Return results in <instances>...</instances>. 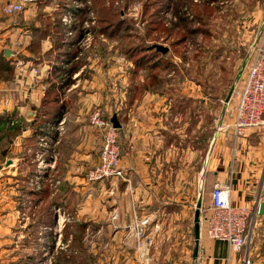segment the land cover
Listing matches in <instances>:
<instances>
[{"label": "crops", "instance_id": "obj_1", "mask_svg": "<svg viewBox=\"0 0 264 264\" xmlns=\"http://www.w3.org/2000/svg\"><path fill=\"white\" fill-rule=\"evenodd\" d=\"M49 5H53L51 0H39L24 12L12 16L0 13V32L3 31V35L17 45L23 38L27 42L25 48L11 47L10 54L30 53L35 34L42 33L40 21L48 19L58 7L49 9ZM47 7L49 11L43 9L41 12ZM63 8L76 13L77 20H81L78 12L69 10L77 7L64 5ZM19 14L22 16L19 18L26 21L35 15L31 20L33 25L25 29L18 24L15 16ZM61 26L64 29L70 27L66 23H61ZM49 37H41L40 55L52 50L54 45ZM78 40L67 39L66 34L63 35L54 46L57 51L53 59L48 62H42L40 58L33 59V62L18 61L14 67L16 84L0 80L1 204L11 199L3 206L6 210L0 211L2 216L8 213L9 217L0 224V264L52 263V259L38 262L30 256L24 261L5 255L8 248L4 241L10 238L14 226V212L9 204L13 206L11 195L17 194L19 183H31L29 194L33 197L44 194L53 201L52 227L56 221L63 225L70 213L77 218L89 217L97 224V234L106 232L107 264H181L186 261L188 264H242V254L232 253L227 242L208 237L204 219L210 213L212 191L217 183L230 184L234 205L257 209L264 201V127L250 130L237 139L231 128L213 134L208 159L200 171L204 178L201 201L200 193L196 195L193 188L196 177L191 169L194 165L187 162L186 169H178L172 159V150L178 144L177 136L171 135L170 139L164 131L148 129L146 121H143L142 131H121L119 139L122 144L130 143L129 146H134L137 153L133 158L122 159L125 179L90 182L85 174L98 164L102 142V133L90 124V116L97 108L102 110L104 117L107 113L110 117L120 116L121 106L129 101H126L125 92L118 90L125 87V71L120 72L114 65L105 68L101 65L88 68L77 65L81 56ZM57 62L63 68L66 79L63 84L49 82L53 74L59 72L55 65ZM32 69H40L42 74L36 78ZM245 77L237 86H242ZM56 90L59 95H54ZM230 98L227 100L232 102L233 97ZM155 106L160 105L156 103ZM126 110L123 115L128 113ZM140 116L145 118V112L140 111ZM9 119L27 123L21 131H10V139L7 140L4 139L8 138L6 131L1 130L5 129L4 123ZM67 119V131H61L62 127L58 128L57 124L62 121L64 125ZM12 124L17 123L12 121ZM167 137L169 143L164 144ZM3 141L7 145L3 146ZM152 142L153 145L150 144ZM163 146L170 148L169 157H163ZM8 183L12 186L9 191L6 189ZM184 184L187 185L185 189ZM54 185H58L56 190L52 188ZM33 197H29L31 203ZM198 203H201V229L199 252L195 259L194 215ZM100 215L106 216V220L97 221L95 218ZM146 219L147 224L143 225ZM256 221L264 224V215H257ZM150 243L153 244L152 255L143 261L138 255V246L147 247Z\"/></svg>", "mask_w": 264, "mask_h": 264}, {"label": "rangeland", "instance_id": "obj_2", "mask_svg": "<svg viewBox=\"0 0 264 264\" xmlns=\"http://www.w3.org/2000/svg\"><path fill=\"white\" fill-rule=\"evenodd\" d=\"M51 1L53 5H49V9L58 7L48 19L40 21L42 33L35 34L32 40L34 47H30L27 55L14 52V55L7 56L5 49L25 48L27 42L23 38L17 45L5 37L3 31L0 32V80L5 79L6 83L15 85L14 67L18 61L33 62L40 58L42 62H48L53 59L57 51L54 46L63 35L66 34L67 39L78 38L81 56L77 65L87 68L91 65L104 68L114 65L120 72L125 71V87L118 90L125 92L129 102L121 106L122 113L117 116L121 124L117 128L119 137L121 131H142L143 121H146L148 129L164 131L170 139L171 135L177 136L178 144L172 150V159L178 169H186L187 162L194 165L191 169L196 177L193 188L196 195L200 193L201 201L204 178L200 171L208 159L210 140L215 132L230 128L233 131L237 84L264 54V0ZM64 5L77 7L69 10L78 12L81 20H77L76 13L63 8ZM48 7L42 8L41 12L43 9L49 11ZM19 17L22 16L16 15L15 20L18 19V24L25 29L33 25L31 20L35 15H31L30 21ZM66 19L70 21L68 29L61 26V23L65 25ZM43 35L50 36L54 46L52 50L45 51V55H40ZM157 45L166 47L167 51H159ZM55 65L59 72H55L49 82L61 84L65 79L63 68L58 62ZM56 94L59 95V91H54ZM229 95L233 97L232 102L227 100ZM116 102L120 106L117 97ZM156 103L160 106L156 107ZM124 108L130 113L123 115ZM140 111L145 112V118H141ZM105 116L113 124L111 119L114 115L110 117L107 113ZM12 121L17 124H12ZM26 123L6 120L5 129L1 130L8 136L4 139H10V131H21ZM67 123L68 119L61 126V131H67ZM168 138L164 144L169 143ZM1 144L7 145L4 141ZM119 144L122 166L124 157L133 158L137 153L134 146H129L130 143L125 142L124 145L119 139ZM102 145L103 137L100 152ZM166 147L163 146L161 151L164 158L169 157L171 151ZM125 177L126 174L110 180L118 182ZM31 186V183H19L17 194H10L13 197V206L9 204V207L14 212V226L10 238L4 241L8 248L5 255L24 261L30 256L38 262L52 259L51 264H107L106 232L97 234V224L89 217L77 218L70 213L63 225L54 227V224L52 227L53 201L44 194L33 197L29 194ZM182 186L184 189L187 187L185 184ZM56 187L58 185L52 188L56 190ZM11 188L10 183L6 184L8 191ZM29 197L34 198L32 203ZM7 201L1 204L0 197V211L6 210L3 206L8 204ZM8 218V213L2 216L0 212V224ZM106 218L100 215L95 219L101 222ZM141 235L139 233V237ZM140 245L138 255L147 260L152 255L153 244L144 246L143 251H140ZM250 247V264H264V224L258 221L254 223ZM174 256L178 260L176 253ZM242 258V264H245L243 254Z\"/></svg>", "mask_w": 264, "mask_h": 264}, {"label": "built area", "instance_id": "obj_3", "mask_svg": "<svg viewBox=\"0 0 264 264\" xmlns=\"http://www.w3.org/2000/svg\"><path fill=\"white\" fill-rule=\"evenodd\" d=\"M37 1L0 0V13L2 16H12L24 12ZM65 23H70V21L67 22L66 19ZM69 30V34H71V29ZM20 65L23 66L22 63ZM32 73L34 77L38 78L42 74V70L32 69ZM236 94L232 133L237 139L250 130H257L264 126V54L250 66L244 83L237 88ZM89 120L91 125L101 131L103 145L98 164L89 169L87 173L88 180L97 182L125 176V171L120 163L121 152L117 128L102 115L100 109H95ZM62 123V121L58 122V128L62 126ZM231 194L230 184L217 183L214 185L209 207L210 213L204 219L206 233L213 240L227 242L232 253L243 254L244 263L250 264V245L258 210L234 205ZM143 223H147V221ZM143 250L144 246L140 245V251ZM140 258L146 261L143 255Z\"/></svg>", "mask_w": 264, "mask_h": 264}, {"label": "water", "instance_id": "obj_4", "mask_svg": "<svg viewBox=\"0 0 264 264\" xmlns=\"http://www.w3.org/2000/svg\"><path fill=\"white\" fill-rule=\"evenodd\" d=\"M156 48L159 51H162L163 53L167 51L166 47H163L161 45H157ZM6 55L10 56V51H6ZM48 68L45 69V72H47ZM231 95V94H230ZM230 95L228 96V99H230ZM111 122L113 123V126L115 128H120L121 124L119 123L117 116L114 115L111 119ZM200 208H201V203H198L197 208L195 210V215H194V231H195V250H194V258L196 259L198 257V252H199V242H200V229H201V213H200ZM258 214L259 215H264V201H262L258 207Z\"/></svg>", "mask_w": 264, "mask_h": 264}, {"label": "bare ground", "instance_id": "obj_5", "mask_svg": "<svg viewBox=\"0 0 264 264\" xmlns=\"http://www.w3.org/2000/svg\"><path fill=\"white\" fill-rule=\"evenodd\" d=\"M69 15H71V14H69ZM69 15H68V16H69ZM63 24H64V23H63ZM65 31H66V30H65ZM58 224H60V222H57V221H56V222H55V225H58ZM212 240H213V239H212Z\"/></svg>", "mask_w": 264, "mask_h": 264}, {"label": "trees", "instance_id": "obj_6", "mask_svg": "<svg viewBox=\"0 0 264 264\" xmlns=\"http://www.w3.org/2000/svg\"><path fill=\"white\" fill-rule=\"evenodd\" d=\"M65 80H66V79H64L63 82H65ZM63 82H62V84H63Z\"/></svg>", "mask_w": 264, "mask_h": 264}]
</instances>
